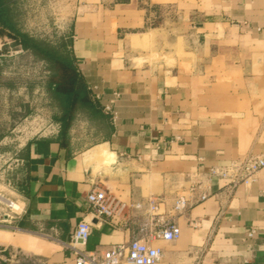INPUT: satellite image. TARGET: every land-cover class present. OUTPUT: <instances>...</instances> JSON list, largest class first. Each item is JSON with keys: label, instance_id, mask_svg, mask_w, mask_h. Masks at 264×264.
Wrapping results in <instances>:
<instances>
[{"label": "crops", "instance_id": "1", "mask_svg": "<svg viewBox=\"0 0 264 264\" xmlns=\"http://www.w3.org/2000/svg\"><path fill=\"white\" fill-rule=\"evenodd\" d=\"M70 21L75 65L106 130L80 119L67 146L39 137L23 147L10 200L36 255L74 264L63 244L82 220L89 251L141 236L144 211L112 223L91 213L97 188L128 205L158 199L164 219L176 217L178 241L150 242L160 264H264V170L249 188L210 177L264 154V0H75ZM179 196L191 202L181 217Z\"/></svg>", "mask_w": 264, "mask_h": 264}, {"label": "rangeland", "instance_id": "2", "mask_svg": "<svg viewBox=\"0 0 264 264\" xmlns=\"http://www.w3.org/2000/svg\"><path fill=\"white\" fill-rule=\"evenodd\" d=\"M6 1L20 30L54 45L67 42L70 47L75 0ZM0 62V226H5L0 234L14 240L0 245V264H44L47 256L36 255L39 247L33 235L17 230V216L6 201H12L10 195L18 190L25 144L57 130L53 123L56 111L45 89L48 72L44 63L9 37L0 36ZM100 129L106 130L105 123Z\"/></svg>", "mask_w": 264, "mask_h": 264}, {"label": "built area", "instance_id": "3", "mask_svg": "<svg viewBox=\"0 0 264 264\" xmlns=\"http://www.w3.org/2000/svg\"><path fill=\"white\" fill-rule=\"evenodd\" d=\"M105 112L110 114V107H106ZM262 170H264V154H248L228 166L212 168L210 177L226 180L233 188L241 185L249 188L257 182ZM191 191H195V187H192ZM208 197V194H202L200 201H206ZM6 202L16 216L19 213L23 214V210L13 201ZM87 203L91 213L106 223L114 222L117 218L124 216L128 210L144 211L145 220L141 225L139 238L129 243L116 244L101 252L87 249L92 232L91 223L86 220L80 221L70 242L63 244L71 250L74 264H160L163 252L160 248L152 247L150 242L153 240L176 242L181 237V229L176 217L171 220L164 219L158 199L150 198L143 204L128 205L111 196L108 191L96 188L88 194ZM190 205V199L179 196L174 200L172 211L177 217H181L186 214ZM7 217L13 219L8 215ZM254 233L251 232L249 237H252ZM0 256H2L1 251Z\"/></svg>", "mask_w": 264, "mask_h": 264}, {"label": "trees", "instance_id": "4", "mask_svg": "<svg viewBox=\"0 0 264 264\" xmlns=\"http://www.w3.org/2000/svg\"><path fill=\"white\" fill-rule=\"evenodd\" d=\"M0 36L3 39L11 38L23 51L30 53L33 59L46 65L48 76L45 89L56 111L53 123L57 135L38 140L59 139L61 145L67 146L71 130L80 119H87L98 126L105 123L103 107L91 97L67 42L54 45L20 30L6 0H0ZM22 184L20 180L16 188L20 190Z\"/></svg>", "mask_w": 264, "mask_h": 264}]
</instances>
